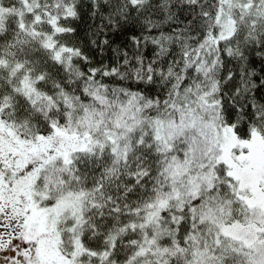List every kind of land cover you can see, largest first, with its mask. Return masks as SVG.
<instances>
[{
    "label": "snow or ice",
    "instance_id": "1",
    "mask_svg": "<svg viewBox=\"0 0 264 264\" xmlns=\"http://www.w3.org/2000/svg\"><path fill=\"white\" fill-rule=\"evenodd\" d=\"M0 264H264V0H0Z\"/></svg>",
    "mask_w": 264,
    "mask_h": 264
}]
</instances>
